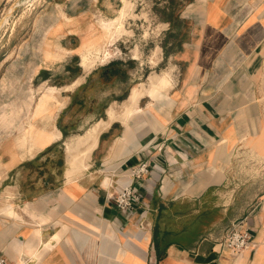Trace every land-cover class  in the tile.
<instances>
[{
  "label": "crops",
  "instance_id": "obj_1",
  "mask_svg": "<svg viewBox=\"0 0 264 264\" xmlns=\"http://www.w3.org/2000/svg\"><path fill=\"white\" fill-rule=\"evenodd\" d=\"M157 1L163 15L150 19L162 37L151 41L158 54L140 61L141 75L133 56L86 70L81 53L124 36L145 0L24 6L36 17L14 62L33 67L32 97L0 92L7 264H264V0ZM93 128L97 140L83 158L88 142L78 140ZM240 149L253 198L233 215ZM140 161L150 171L135 178L130 167ZM129 183L144 196L124 216L109 197ZM237 220L256 248L220 250L215 239Z\"/></svg>",
  "mask_w": 264,
  "mask_h": 264
},
{
  "label": "rangeland",
  "instance_id": "obj_2",
  "mask_svg": "<svg viewBox=\"0 0 264 264\" xmlns=\"http://www.w3.org/2000/svg\"><path fill=\"white\" fill-rule=\"evenodd\" d=\"M7 1V3H6ZM34 0L29 2L28 0H23L22 2L15 5V0H2L0 5V34L2 35V40L0 42L1 47V59H8L5 63L0 61V92H25L30 91V97H32L31 85L29 83L31 75L33 73V67L28 63L24 65L22 62H14L17 55H22V52H18V47L23 43V37L25 30L30 26L34 27V13L32 15H26L23 13L24 6L33 3ZM130 14L134 11L135 7L133 4L129 3ZM138 10L141 12L139 19H131L127 32L125 30L124 36L117 35L111 41H108L106 45H102L95 51L85 50L81 53V62L86 70L91 68L93 65H100L104 63H109L110 61L121 60L126 61L131 56L138 62V75L142 73L146 74V67L141 68L139 64L140 61H144L143 65H146L148 59L152 56L154 58L157 56V51H152L155 45L151 44L154 39L161 40V35L155 36L157 26L153 27L150 15H163L160 14V7L157 0H145ZM36 7V8H34ZM34 11L40 10L37 8L36 4L33 6ZM8 15V16H7ZM7 16V19L4 17ZM142 17L144 20H142ZM136 21H138V28L136 30ZM11 29H14L10 32ZM162 26H160L161 28ZM3 28V29H2ZM6 28V30H5ZM132 28V30H131ZM154 30V32L152 31ZM161 32V30H160ZM156 44V43H155ZM137 46L144 48H138ZM151 46V47H150ZM19 47V49H20ZM17 49V51H16ZM106 49L108 54L104 56L103 50ZM132 49V50H130ZM140 49V50H139ZM22 50V48L20 49ZM87 57H86V56ZM84 59V60H83ZM84 61V62H83ZM93 63V64H92ZM131 70H135V67H131ZM142 72V73H141ZM7 102V101H4ZM9 134V132H2L0 136ZM81 138V137H80ZM235 160L237 161L235 167V180L230 187H238L234 195L236 198V210L233 211V215H238L242 213L245 203H248L253 197H251L249 188L247 187L248 182H250L249 165L247 163V151L246 149H240L234 154ZM76 164V163H75ZM260 169V168H259ZM260 184V182H258ZM256 183L257 186L259 184ZM237 185V186H236ZM230 189V188H229ZM231 191V190H230ZM229 191V192H230ZM232 196L231 198H234ZM228 197L225 196V199Z\"/></svg>",
  "mask_w": 264,
  "mask_h": 264
},
{
  "label": "built area",
  "instance_id": "obj_3",
  "mask_svg": "<svg viewBox=\"0 0 264 264\" xmlns=\"http://www.w3.org/2000/svg\"><path fill=\"white\" fill-rule=\"evenodd\" d=\"M149 171L150 167L146 161H140L130 167V174L135 178H141L143 175L148 174ZM143 196L138 188L129 183L121 185L109 199L113 201L119 212L127 216L129 211L136 210L142 203ZM143 223L144 221H140V226H143ZM215 243L220 250L238 252L255 249L257 246L252 230L244 224L243 220L233 221L225 229L224 233L215 239ZM0 264H7V262L4 258H0Z\"/></svg>",
  "mask_w": 264,
  "mask_h": 264
},
{
  "label": "bare ground",
  "instance_id": "obj_4",
  "mask_svg": "<svg viewBox=\"0 0 264 264\" xmlns=\"http://www.w3.org/2000/svg\"><path fill=\"white\" fill-rule=\"evenodd\" d=\"M23 0H15V5L16 4H18V3H20V2H22ZM29 2H31V0H28ZM125 5V4H124ZM126 8V7H125ZM124 9V8H123ZM126 11H124L123 13H125ZM8 16V15H7ZM7 16H5L4 17V19H7ZM104 21H106V20H104ZM104 23V22H103ZM106 23V22H105ZM109 24H111V22H109ZM105 28V27H104ZM120 29V28H119ZM98 43V42H97ZM92 47H93V45H92ZM87 50H91V49H87ZM83 54V53H82ZM103 54H104V56H106L107 54H108V51H106V49H104L103 50ZM86 56V55H85ZM87 57V56H86ZM84 60V59H83ZM84 62V61H83ZM93 64V63H92ZM159 77V76H158ZM160 82L163 84L164 82H165V78H161V80H160ZM160 86H162V85H160ZM160 86H159V88H160ZM56 87V86H55ZM138 87V86H137ZM136 90V89H135ZM137 90L138 91H140V89H138L137 88ZM60 92V91H59ZM136 91H134L133 93H132V96H131V98L132 99H135L134 97H136L135 95H136V93H135ZM139 94H140V92H139ZM49 95V94H48ZM50 96V95H49ZM139 98V96L137 97V99ZM56 99V98H55ZM59 100V99H58ZM130 100V99H129ZM61 101V100H60ZM66 101V100H65ZM128 101V100H127ZM138 101V100H137ZM134 102H136V101H134ZM124 102H122V104H123ZM127 103V102H126ZM122 104H121V106H122ZM42 105V104H41ZM112 105V104H111ZM126 105V104H125ZM128 106V105H127ZM41 107V106H40ZM111 107V106H110ZM131 107V106H130ZM112 108V107H111ZM110 108V109H111ZM109 109V110H110ZM117 109V108H116ZM136 109V108H135ZM129 110V109H128ZM112 111V110H111ZM126 116V115H125ZM116 118V117H115ZM108 121V120H107ZM106 121V122H107ZM112 121V120H111ZM33 123V122H32ZM48 123V122H47ZM51 123V122H50ZM98 124H100V123H98ZM104 125V124H103ZM95 126H97V125H95ZM43 127V126H42ZM103 127V126H102ZM101 127V128H102ZM45 128V127H44ZM43 128V129H44ZM55 128H57V127H55ZM33 129H34V127L32 126V124H29V125H27V127H25L23 130H22V136L25 138L26 137V139H28L27 137L28 136H32L33 135ZM91 129V128H90ZM54 130V129H53ZM53 132V131H52ZM57 133V132H56ZM59 133H60V131H59ZM58 133V136L60 135ZM49 134H51V133H49ZM97 135H98V130H96V129H92V130H90V131H88L87 133H86V135L83 137V138H81L80 140H78L79 141V143H84V142H88V144H87V147L85 148V150L83 151V158L86 156L87 157V155H88V153H90V150L92 149V147H93V145L96 143V140H97ZM11 136V135H10ZM51 136V135H50ZM34 137V136H33ZM53 137V136H52ZM57 138V137H56ZM7 139V138H6ZM53 139V138H52ZM38 140V139H37ZM77 140V139H76ZM30 141V140H29ZM50 141V140H49ZM48 143V142H47ZM78 143V142H77ZM40 145V144H39ZM81 145V144H80ZM29 146V145H28ZM34 146V145H33ZM44 146V145H43ZM82 146V145H81ZM38 147V146H37ZM29 148V147H28ZM77 148V147H76ZM39 149H40V147H39ZM68 149H70V145H68ZM77 149H79V148H77ZM34 152V151H33ZM79 157V156H78ZM81 157V158H82ZM1 160V159H0ZM71 161H72V163L73 164H75L76 163V161H77V156L76 155H73L72 154V159H71ZM78 167H80V166H78ZM7 201V200H6ZM7 204V203H6Z\"/></svg>",
  "mask_w": 264,
  "mask_h": 264
}]
</instances>
